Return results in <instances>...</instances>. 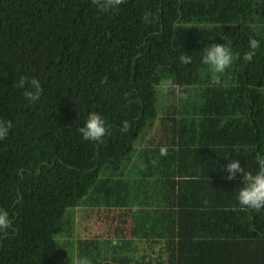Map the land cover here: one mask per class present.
Instances as JSON below:
<instances>
[{"label": "trees", "instance_id": "obj_1", "mask_svg": "<svg viewBox=\"0 0 264 264\" xmlns=\"http://www.w3.org/2000/svg\"><path fill=\"white\" fill-rule=\"evenodd\" d=\"M250 38L260 47L246 63ZM214 43L240 54L227 88L202 61ZM22 76L40 81L37 101ZM165 78L182 93L162 91V108ZM92 112L108 127L102 142L78 132ZM0 119L13 125L0 140L12 222L0 264H264V210L240 207L243 177L224 168L239 159L255 174L264 157V0H125L109 12L92 0H0ZM132 237L161 249L137 256Z\"/></svg>", "mask_w": 264, "mask_h": 264}, {"label": "clouds", "instance_id": "obj_2", "mask_svg": "<svg viewBox=\"0 0 264 264\" xmlns=\"http://www.w3.org/2000/svg\"><path fill=\"white\" fill-rule=\"evenodd\" d=\"M125 0H92L101 12H109L118 10L119 6L124 4ZM158 19V17H156ZM146 24L153 23V14L146 12L143 16ZM249 51L243 54V61L250 63L256 55V50L260 47L259 40L255 38L249 39ZM202 61L205 65L209 66L211 79L210 84L213 86L227 88L229 86L226 77V72L229 70L235 58H239V53H233L230 44L214 43L203 50ZM193 56L189 54H181L179 62L183 65L192 63ZM26 84L31 85V89L25 91L24 95L30 102L37 101L43 93V87L40 81L33 77L28 80L27 77L22 76L19 80L18 87L25 88ZM180 86L171 78H165L159 81V89L167 93L169 90H179ZM187 97H185L186 99ZM226 120H222L219 127H223ZM11 120L0 119V140L7 138L9 131L12 128ZM129 122L125 120L122 124V129L129 128ZM78 132L86 141H99L102 142L103 138L108 135V127L105 119L98 113L92 112L88 115L83 127L78 128ZM169 152L168 146H161L159 149L160 156H167ZM259 170L253 174L251 171H246L241 166L239 159H233L224 166L225 170L229 173L228 179H234L237 174L243 177V187L240 188L238 193V202L241 208L261 211L264 210V157L257 156ZM153 165L158 164L157 159L151 161ZM11 220L6 210L0 209V233H6L11 227ZM74 264H92V261L87 257H77Z\"/></svg>", "mask_w": 264, "mask_h": 264}, {"label": "rangeland", "instance_id": "obj_3", "mask_svg": "<svg viewBox=\"0 0 264 264\" xmlns=\"http://www.w3.org/2000/svg\"><path fill=\"white\" fill-rule=\"evenodd\" d=\"M158 90L160 92H158ZM173 92H176V96L177 94L180 95L182 92H181V89L179 88V90H169L167 93H165L166 96H168L169 100H173L175 102V99L174 98V94L172 95ZM157 97H158V104H160L159 100H163L162 101V108H164V106L166 105V100H165V97L162 95V90L159 89V87H157ZM148 137H151V136H148ZM136 149V146L134 147ZM76 211V210H75ZM127 220L125 221V225L127 224ZM71 226H72V230L74 233L76 234H83L84 233V228L80 231L79 228L77 227V224H76V221H73L71 223ZM71 232V231H70ZM129 232V231H127ZM72 233V232H71ZM69 234V233H68ZM70 235V234H69ZM74 235V234H73ZM84 236V235H83ZM83 236H78L76 235V239H83L84 237ZM72 238L74 239V237L72 236ZM56 240H57V237H56ZM58 242V241H57Z\"/></svg>", "mask_w": 264, "mask_h": 264}, {"label": "crops", "instance_id": "obj_4", "mask_svg": "<svg viewBox=\"0 0 264 264\" xmlns=\"http://www.w3.org/2000/svg\"><path fill=\"white\" fill-rule=\"evenodd\" d=\"M78 210V208L76 209V211ZM91 215V213H89ZM123 215H128V218H124L127 220V224L124 225V228L127 230V231H131L132 230V217L129 214H126V213H123ZM129 238V237H128ZM131 240L135 241V244L137 245V248H136V255H143L144 253L143 252H140L139 249L140 248H145L147 251H146V255H154V253L157 251V250H160L161 247L157 246V247H148L145 243V240L143 243H141L143 240H140V239H137V238H130Z\"/></svg>", "mask_w": 264, "mask_h": 264}]
</instances>
